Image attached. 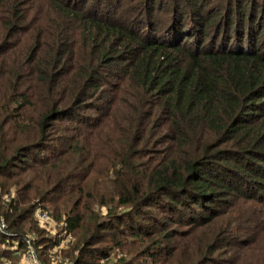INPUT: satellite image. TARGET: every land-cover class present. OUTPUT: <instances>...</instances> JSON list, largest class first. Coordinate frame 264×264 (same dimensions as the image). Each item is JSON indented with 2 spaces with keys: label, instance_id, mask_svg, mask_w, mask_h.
<instances>
[{
  "label": "trees",
  "instance_id": "16d2710c",
  "mask_svg": "<svg viewBox=\"0 0 264 264\" xmlns=\"http://www.w3.org/2000/svg\"><path fill=\"white\" fill-rule=\"evenodd\" d=\"M0 221V264L63 232L69 264L241 263L264 243V0H0Z\"/></svg>",
  "mask_w": 264,
  "mask_h": 264
},
{
  "label": "rangeland",
  "instance_id": "374dc122",
  "mask_svg": "<svg viewBox=\"0 0 264 264\" xmlns=\"http://www.w3.org/2000/svg\"><path fill=\"white\" fill-rule=\"evenodd\" d=\"M33 220H36L35 216L33 215ZM40 227H43L46 232L43 234V236L48 235L51 236L53 234H58V232L61 231L62 228V223L61 222H57L55 221L53 228H47L45 225H40ZM48 231V232H47ZM29 235V234H28ZM30 235H32V233H30ZM61 235V234H60ZM71 241L68 243V245H64L62 247V249H66L69 250V248L73 245L74 243V237L73 235ZM59 247H56L55 249H48L46 250L40 257L39 252L37 250H35V247L30 246L29 248V252H27L26 248L25 250H22L19 254L18 260H16V264H40L43 261H47L48 264H69L68 259L65 258L66 257V252H59ZM65 250V251H66ZM33 252V254L31 253ZM117 251H113L112 255L115 256L113 259H111V263L116 262L117 260H119L122 256L121 254H114ZM235 254V253H234ZM243 254V255H242ZM242 255V256H241ZM231 255L227 256L230 257ZM237 256H239V258H242V261L239 264H256V263H260L261 260L264 259V243H261L260 245H258L256 248L252 247L249 250L243 249L242 251H240V254L238 255L237 252ZM41 258H43V261L41 260ZM128 260L130 259L129 257L127 258ZM238 259V257H237ZM105 259H101L100 262H105ZM141 261V262H140ZM143 259H133L130 264H142ZM118 262V261H117ZM45 263V262H44ZM145 263V262H144Z\"/></svg>",
  "mask_w": 264,
  "mask_h": 264
},
{
  "label": "built area",
  "instance_id": "2783aa9c",
  "mask_svg": "<svg viewBox=\"0 0 264 264\" xmlns=\"http://www.w3.org/2000/svg\"><path fill=\"white\" fill-rule=\"evenodd\" d=\"M34 216L41 225H45L47 228H53L55 221L50 217L49 213L46 210L37 207L34 210ZM4 226V223L0 221V229H3ZM71 239V234L63 232L61 234L60 241L57 247L62 248L64 245H68ZM31 253L33 254V252Z\"/></svg>",
  "mask_w": 264,
  "mask_h": 264
}]
</instances>
